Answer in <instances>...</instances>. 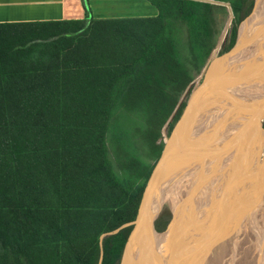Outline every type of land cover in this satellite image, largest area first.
Instances as JSON below:
<instances>
[{"label":"trees","instance_id":"obj_1","mask_svg":"<svg viewBox=\"0 0 264 264\" xmlns=\"http://www.w3.org/2000/svg\"><path fill=\"white\" fill-rule=\"evenodd\" d=\"M144 1L156 15L0 23V264H98L101 235L135 220L161 130L218 37L208 2ZM215 1L233 14L223 53L254 0ZM121 111L141 116L153 165L116 141ZM131 230L103 240L102 264Z\"/></svg>","mask_w":264,"mask_h":264},{"label":"water","instance_id":"obj_2","mask_svg":"<svg viewBox=\"0 0 264 264\" xmlns=\"http://www.w3.org/2000/svg\"><path fill=\"white\" fill-rule=\"evenodd\" d=\"M201 1L209 3V0ZM238 39L239 30L236 45ZM232 51L226 56L230 55ZM209 82L210 74L207 75L203 85L193 93L181 116L174 124L170 135L164 140L160 156L145 184L135 220L112 232L101 235V251L98 264H102L103 261V240L130 226L132 230L118 264H126L133 253L138 256L139 264H157L158 250L154 248L162 236L166 235L157 230V220L164 205L169 202L168 195L181 193L196 180V177L191 176L192 174L197 173L200 181L203 182L217 167L223 169L220 185L224 194L221 196L220 201H217L218 203L210 204L206 211L212 207L220 209L227 200L230 201L234 193H237L234 190L239 187V183H243L248 172L246 169L247 161L245 157L241 156L240 150L246 146L254 148L258 145V141L264 139V96L255 100L251 105H245V103L217 105L214 102H208L214 104L209 105L205 103L207 101L197 104L196 92L203 90ZM191 85L192 83L180 98L175 111L165 125L166 127L175 116ZM201 104L203 107H207L200 109ZM217 161L218 163H216ZM195 171L197 172L195 173ZM200 181L197 183H200ZM185 200L186 203L190 201ZM177 214H179V211L174 210L173 220L166 233L177 223ZM209 232L207 228L205 231L203 230L200 234L202 241L206 242ZM199 244L202 245L198 242ZM198 250L199 248L196 251ZM193 258H196L195 253L194 256L191 254L189 264L194 263ZM209 258H211V255Z\"/></svg>","mask_w":264,"mask_h":264},{"label":"rangeland","instance_id":"obj_3","mask_svg":"<svg viewBox=\"0 0 264 264\" xmlns=\"http://www.w3.org/2000/svg\"><path fill=\"white\" fill-rule=\"evenodd\" d=\"M92 1V0H91ZM115 1V2H114ZM121 1L120 0H113V3H108V4H99V8L100 10H98L96 13L97 14H101V15H110L112 12H117L119 6H122L121 4H119ZM130 2V1H129ZM209 3L214 5L213 9H212V12H211V22H212V25L214 26V28L217 30L218 32V37H217V45L216 47L211 51L210 53V56L208 57L201 73L193 80L192 82V85L190 86V89L188 90V93L187 95L185 96V98L183 99L182 103H185V106L187 105V103L189 102V100L191 99L193 93L199 89L207 75L209 74V66L211 64H213L214 62L216 61H220L222 60L230 51H232L235 47H234L230 50V51H227V52H223L221 53V50L224 46V44L228 43V40H229V35H230V31H231V28H232V23H233V17H232V9H231V5L230 3L228 2H225V1H215V0H209ZM225 7V10L227 12V15H225L224 17V12L221 10V8L219 7ZM143 10L141 9V12H136V17H139V15H142L143 16H154L156 15L157 11H155L154 8L150 10H147L148 12H142ZM123 12H121L122 14ZM127 13H131V12H127ZM140 13V14H139ZM125 14V13H124ZM138 14V15H137ZM117 16H120V15H117ZM123 16H127V17H132L133 15H123ZM116 18V17H115ZM241 25V24H240ZM240 25L238 26V30L240 28ZM264 55V54H263ZM262 55V58L259 60V63L257 65L258 66H261V65H264V56ZM264 68V66H263ZM261 70V69H259ZM261 75L260 78H263L261 84H258L257 86L255 85L254 87L256 88V94L254 93L252 96H249L248 93L251 92V88L248 87L247 91H246V88H243L241 90L242 94L243 93H246L247 92V96H243L241 93L240 95H238L237 97L235 96L232 100L235 101L236 103L238 102L239 104H242V103H245V105H251L255 100H257L258 98H261L264 96V69H262L260 72L258 71V74L254 75V76H257V75ZM249 76H252V74H250ZM247 77V80L249 81V79L251 77ZM246 80V81H247ZM260 80V79H259ZM258 80V81H259ZM247 87V85L245 86ZM237 90V89H235ZM233 90V91H235ZM240 91H237V93H239ZM255 92V91H254ZM263 100V99H262ZM180 101V99H179ZM241 101V102H240ZM179 103V102H178ZM181 103V104H182ZM232 103V102H230ZM234 103V102H233ZM181 106V105H180ZM180 108V107H179ZM185 109V107L183 108V110ZM182 110V112H183ZM182 114V113H181ZM118 119L121 118V121L117 123V127H116V141L119 142V144H121V148L123 149V151H126L129 156H133V157H136L137 159H139L142 163H144L145 165H153L154 164V159L153 157L150 155V149L149 147L143 145L142 143V138H141V133L140 131H142V120H141V116L138 114V113H126L125 111H121L120 113H118ZM170 124V123H169ZM168 124V125H169ZM263 126H264V122H263ZM168 127L164 126L161 130V135H162V138H161V141L164 145V140L166 139V137H168L167 135V130ZM261 143L259 144V146H256V147H259L256 149H254V151L252 150L253 147L251 146H248L247 147V150L250 151V153H248L246 151V157H247V164L246 166H249L248 168H252L253 169V173H251V177L250 179H254L256 181V179L254 177H257L256 174H254L256 172V164L259 165L261 163V161L264 160V139H262L260 141ZM262 145V146H261ZM252 148V149H251ZM110 149H112V147L110 146ZM262 150V151H261ZM261 152V153H260ZM249 154V155H247ZM252 154V155H251ZM233 156V155H231ZM242 156V155H241ZM251 158V159H250ZM256 159V160H255ZM253 161V162H251ZM218 163V162H216ZM215 163V164H216ZM224 163V161H223ZM251 163V164H250ZM208 167H210L209 165H207ZM254 168H253V167ZM250 168V169H251ZM255 169V171H254ZM218 167L217 169H214L213 170V173H210L211 177H214V178H211L209 175L208 177L205 179V181L201 182L200 180V183H203L202 185H198L197 183H194L196 182V180L192 183V184H189V189L185 188V191H182L183 194L182 195H189L187 197H184V196H180L178 199L177 197H175L174 199L171 198V195H169L168 197V201L161 213H160V216L157 220V223H156V228L159 232L161 233H164L166 235L162 236L163 238V241L167 242L168 244H172V246H174L173 248V251L174 253H176V255H180V251H183L184 250V241L186 240V247H185V250L186 252L188 251V249H191L192 248V252L193 254L196 253L194 252L193 250V246L191 245H194V242L196 241V237L195 235L198 236L197 233L203 231L204 229L206 230V228L208 229L209 228V221L210 219H212L211 215L212 213H214L215 209L212 207L210 210L208 211H204L206 210V208L210 205V204H216V202L220 201V197L224 194V192H222V188H221V180H220V177L222 176L221 174V170L219 169L218 171ZM220 171V173H219ZM216 172V173H215ZM258 173V171L256 172ZM214 174V175H213ZM220 176V177H218ZM253 176V177H252ZM200 178V177H199ZM218 178V179H217ZM198 179V177L196 178ZM214 179V180H213ZM251 179V180H252ZM210 180V182H209ZM253 181V180H252ZM252 181L250 182V184H247L246 187L243 186V190H242V193L240 194V196H238V199H236L235 201H238L240 200L239 202V208L241 206V210L243 208H247V211L248 209H250L251 207L254 208V205H256V203L254 204V198L251 197L252 195V186H250L252 184ZM214 182V184H213ZM217 185H216V183ZM199 183V184H200ZM207 185H206V184ZM212 183V184H211ZM192 185V186H191ZM212 185V186H211ZM196 186L198 188H196ZM210 186V187H208ZM195 187V188H193ZM213 187H216V188H213ZM209 188V189H208ZM248 188V189H247ZM192 189V190H191ZM195 189V190H194ZM207 189V190H206ZM245 189V190H244ZM210 190V191H209ZM251 190V191H250ZM191 191L192 193L194 194V196L192 197L191 194ZM218 191V192H217ZM251 194L250 197L249 196V193ZM211 192V193H209ZM247 192V193H246ZM190 193V194H189ZM196 193V194H195ZM200 193V194H199ZM223 193V194H222ZM246 193V194H245ZM205 194V195H204ZM245 196H244V195ZM210 195V196H209ZM243 195V196H242ZM246 195H248L246 197ZM191 196V197H190ZM205 196V197H204ZM173 197V196H172ZM195 197V198H194ZM200 197V198H199ZM188 198V200L190 199H194V200H191V201H188V204L185 203L186 200L185 199ZM198 198V199H197ZM205 198V199H204ZM242 198H244L242 200ZM246 198V199H245ZM251 198V200L249 199ZM176 199V200H175ZM180 199V200H179ZM249 199V200H248ZM172 200H174V202H172ZM206 200V201H205ZM242 200V201H241ZM245 200V201H244ZM185 201V202H183ZM202 201V202H201ZM205 201V202H204ZM214 201V202H213ZM228 201V200H227ZM226 201V202H227ZM249 201V202H248ZM253 201V202H252ZM172 202V203H171ZM183 202V203H182ZM191 202V203H190ZM200 202V203H199ZM217 202V203H218ZM225 202V203H226ZM252 202V205L250 206ZM224 203V204H225ZM248 203V204H247ZM183 204V205H182ZM203 204L205 205V207L203 206ZM245 204V205H243ZM247 204V206H246ZM199 205V206H198ZM201 205V207H200ZM223 206V205H222ZM245 206V207H244ZM250 206V207H249ZM174 207V208H173ZM178 207V208H177ZM191 207V208H189ZM217 207V206H216ZM181 208V209H180ZM197 208H199V210H197ZM174 210L179 211V214H177L178 216V222L173 225L171 227V230L166 233L168 230V227L171 223V221L173 220V217H174ZM237 210V209H236ZM181 211V212H180ZM194 211V212H193ZM213 211V212H212ZM173 212V213H172ZM200 212V213H199ZM242 211H240L241 213ZM249 212V211H248ZM247 212V216H249V218L247 217L246 221V225L244 224H241L240 226H238L237 228V234L234 235L232 238H229L227 241H228V245L231 246V243H232V250L230 248H228L227 250H225L224 252L226 253H229L228 256H227V253H226V259H224V261L222 262V264H239V262H241L240 264H248V263H252V264H264V218L262 220H259V222H256L255 226H253V229L251 228V223H250V219L253 218V220L257 217L254 216L253 214V217H251V213ZM184 213V214H183ZM203 213V214H202ZM194 214V215H193ZM208 214V215H207ZM185 215V216H184ZM187 215V216H186ZM205 215V216H204ZM239 215V214H238ZM196 216V217H195ZM202 216V218H201ZM184 218V220H183ZM190 222H188V219ZM191 218V219H190ZM193 218V219H192ZM195 219V220H194ZM199 219V220H198ZM182 220V221H181ZM193 220V221H192ZM252 220V221H253ZM181 221V222H180ZM204 221V222H203ZM257 221V220H255ZM167 223L166 225H164V223ZM182 225H181V224ZM262 223V224H261ZM179 224V225H178ZM190 224V225H189ZM230 225V222L228 223ZM232 224V223H231ZM250 224V225H249ZM261 224V225H260ZM187 227H186V226ZM196 225V226H195ZM248 225V226H247ZM179 226V227H178ZM181 226V227H180ZM183 226V227H182ZM200 226L199 229H197L198 227ZM245 226V228H244ZM260 226V227H259ZM177 227V228H176ZM204 227V228H203ZM257 228V230H255V228ZM180 228V229H179ZM191 228V229H189ZM243 228V229H242ZM174 229V230H172ZM180 231H178V230ZM191 231H189V230ZM202 229V230H201ZM185 230V231H184ZM188 230V231H187ZM197 230V231H196ZM201 230V231H199ZM173 231V232H172ZM177 233H175V232ZM197 233H196V232ZM194 232V233H193ZM243 232V233H241ZM246 232V233H245ZM251 232V233H250ZM172 233L174 235H172ZM196 233V234H195ZM240 233V234H239ZM169 234V235H168ZM178 234V235H177ZM239 234V235H238ZM193 235V236H192ZM250 235V236H249ZM252 235V236H251ZM172 236V237H171ZM243 236V237H242ZM245 236V237H244ZM183 237V238H182ZM188 237V238H186ZM190 237V238H189ZM254 239H253V238ZM175 238V239H174ZM186 238V239H185ZM166 239V240H165ZM184 239V240H183ZM170 242H169V241ZM191 240V242H190ZM194 240V241H193ZM248 240V241H247ZM177 241V242H176ZM239 241V242H238ZM242 241V243H241ZM246 241V242H245ZM253 241V242H252ZM180 242V243H178ZM190 242V243H189ZM193 242V243H192ZM204 242V241H203ZM248 242V243H247ZM257 243V246H256V243ZM166 243V244H167ZM192 243V244H191ZM200 243H202V241H200ZM244 243V244H243ZM252 243V245H251ZM253 243H255L253 245ZM189 244V247H187V245ZM243 244V245H241ZM178 245L179 247L177 248L176 246ZM181 245V246H180ZM183 245V247H182ZM200 246H202L201 244H199ZM235 245V246H234ZM250 245V248L249 246ZM223 246V245H222ZM222 246H219V248H222ZM244 246V247H243ZM252 246V247H251ZM255 246V247H254ZM181 247V248H180ZM191 247V248H190ZM204 247V245H203ZM211 247H213L211 245ZM243 247V248H241ZM176 248V249H175ZM187 248V249H186ZM218 248V247H217ZM217 248L214 249V253L216 252ZM227 248V247H226ZM257 248V250H256ZM237 249V250H235ZM242 249H246V250H242ZM261 249V250H260ZM218 251V250H217ZM235 251L236 254L233 252ZM243 251V252H242ZM248 251V252H247ZM184 252V251H183ZM242 252V253H241ZM250 252V254H248ZM214 253L211 254V258L209 259H212L214 257ZM192 254V253H191ZM234 254V255H233ZM239 254H241L239 256ZM248 254V255H247ZM258 256H257V255ZM237 256L239 257L238 260H237ZM252 256V257H250ZM187 257L190 258V253L188 254L187 252ZM242 257V258H240ZM247 257V258H246ZM233 258V259H232ZM234 258L235 261H234ZM252 258V259H251ZM241 259V260H240ZM249 259H251L252 261H249ZM185 260H187L186 256H185ZM240 260V261H239ZM247 260V262H246ZM245 261V262H244ZM235 262V263H234ZM250 263V264H251ZM179 264H183L182 262L179 263ZM186 264H189V262L187 261Z\"/></svg>","mask_w":264,"mask_h":264},{"label":"bare ground","instance_id":"obj_4","mask_svg":"<svg viewBox=\"0 0 264 264\" xmlns=\"http://www.w3.org/2000/svg\"><path fill=\"white\" fill-rule=\"evenodd\" d=\"M264 54V0H254V6L252 9L251 14L244 20V22H242V24L240 25L239 28V39H238V43L235 47V49H233V51L230 53V55L226 56L225 58H223L220 61H216L213 64H211L209 66V74H210V82L205 86V88H203V90H198L196 93L197 97V104H200L202 102L208 103V102H214L217 105L220 104H224V103H230V102H234L232 99L238 95H240V93L242 94L241 90L243 88H246V91L248 89V87L251 88V92L248 93L249 96H252L254 93L256 94V88L254 87L255 85L257 86L258 84H261L263 78H260V74L257 76H254L256 74H258V71L260 72L263 68L264 65L258 66L259 60L262 58V55ZM264 56V55H263ZM264 60V59H263ZM261 69V70H259ZM250 74H252V76H249ZM251 77L249 79V81L247 80V77ZM260 79V80H259ZM247 80V81H246ZM259 80V81H258ZM264 83V82H263ZM247 85V87H245ZM237 89V90H235ZM235 90V91H233ZM237 91H240L239 93H236ZM255 91V92H254ZM234 92V93H233ZM247 94L243 93L242 95L245 96ZM247 96V95H246ZM241 102V101H240ZM238 103V102H237ZM204 104V103H203ZM209 105H214L213 103H208ZM200 109H204L207 106H204L201 104ZM250 136V135H249ZM248 136V137H249ZM259 146L260 142L258 141L257 143ZM262 146V145H261ZM246 146L245 148H241V155L242 157L247 160L246 157V151L248 152L249 150H247ZM249 148V147H248ZM257 148L259 147H254L252 150L254 151V149L257 150ZM262 151V150H261ZM255 152V151H254ZM250 153V151L248 152ZM261 153V152H260ZM249 155V154H247ZM252 155V154H251ZM251 159V158H250ZM256 160V159H255ZM218 162V161H217ZM253 162V161H251ZM228 164V163H227ZM247 164V162H246ZM251 164V163H250ZM221 165V164H220ZM227 166V165H226ZM249 166L246 167L247 169V175L245 176L243 183H239V187L236 188L234 190L237 191V193L233 195V197H231L230 201H227L222 207H220V209H215L214 213H212L211 217L212 219H210L209 221V228L208 230L210 231L207 234L206 237V242H203L200 238V234L203 232L201 230V232L196 233L198 234L195 235L196 237V241L194 242L193 246V251L195 252L198 248L199 250L196 251L195 253V257L193 258V264H222V262L224 261V259H226V253L228 252H224L225 250H227L228 248H230L232 250V243L231 246L228 245V239L232 238L234 235L237 234V228L238 226H240L241 224L246 225L247 221V217L249 218V216H247V212L249 211L251 214V217L254 216L257 217V219L255 218L253 220V218L250 219V223H251V228L253 229V226H255L256 222H259V220H262L264 218V160L261 161V163L259 165L256 164V172L258 171V173H254V174H258L257 177H254L256 179V181L254 179H250L251 177V173H253V169L248 168ZM253 167V166H252ZM254 168V167H253ZM219 170V168H218ZM217 170V171H218ZM221 172L223 169H220ZM255 171V169H254ZM197 171H195L196 173ZM216 173V172H215ZM220 173V171H219ZM214 175V174H213ZM191 176L193 177H198V179H196V183L199 182V176L196 174H192ZM210 176V175H209ZM211 177V176H210ZM220 177V176H218ZM253 177V176H252ZM214 178V177H211ZM218 179V178H217ZM214 180V179H213ZM221 180V179H220ZM252 181V184L250 186H252V195L249 193V196L246 195V197H253L254 200V204L256 203V205H254V208H250L247 211V208H243L241 210V206L239 208V202L235 201L236 199H238V196H240V194L242 193L243 190V186L246 187L247 184H250V182ZM210 182V180H209ZM216 183V182H215ZM199 184V183H197ZM206 184V183H205ZM212 184V183H211ZM214 184V182H213ZM201 185V183L199 184ZM207 185V184H206ZM217 185V183H216ZM192 186V185H191ZM212 186V185H211ZM199 187V186H198ZM196 186V188H198ZM210 187V186H208ZM195 188V187H193ZM195 188V189H196ZM216 188V187H213ZM187 189L190 190V188L187 187ZM194 189V190H195ZM209 189V188H208ZM248 189V188H247ZM192 190V189H191ZM207 190V189H206ZM245 190V189H244ZM185 191V189L183 190ZM210 191V190H209ZM251 191V190H250ZM218 192V191H217ZM211 193V192H209ZM247 193V192H246ZM245 193V194H246ZM183 192L181 193H177V194H172L171 198H175L177 197V199L180 196H184L182 195ZM190 194V193H189ZM196 194V193H195ZM200 194V193H199ZM223 194V193H222ZM170 195V194H169ZM168 195V197H169ZM192 197L194 196V194L191 191ZM205 195V194H204ZM244 195V194H243ZM242 195V196H243ZM173 196V197H172ZM189 195H185L184 197H187ZM210 196V195H209ZM245 196V195H244ZM191 197V196H190ZM205 197V196H204ZM195 198V197H194ZM200 198V197H199ZM221 198V197H220ZM185 199V198H184ZM188 199V198H186ZM198 199V198H197ZM205 199V198H204ZM244 198H242L243 200ZM246 199V198H245ZM251 200V198H249ZM248 199V200H249ZM176 200V199H175ZM180 200V199H179ZM190 200V199H189ZM194 200V199H191ZM190 200V201H191ZM241 200V201H242ZM206 201V200H205ZM204 201V202H205ZM245 201V200H244ZM172 202H174V200H172ZM171 202V203H172ZM185 202V201H183ZM182 202V203H183ZM202 202V201H201ZM214 202V201H213ZM249 202V201H248ZM252 202L250 204V206L252 205ZM186 203V202H185ZM191 203V202H190ZM200 203V202H199ZM241 203V202H240ZM188 204V202H187ZM248 204V203H247ZM246 204V206H247ZM183 205V204H182ZM245 205V204H243ZM199 206V205H198ZM203 206L205 207V205L203 204ZM249 206V207H250ZM201 207V205H200ZM245 207V206H244ZM174 208V207H173ZM178 208V207H177ZM191 208V207H189ZM181 209V208H180ZM237 209V210H236ZM197 210H199V208H197ZM221 210V212H219ZM206 211V210H204ZM240 211H242L240 213ZM194 212V211H193ZM213 212V211H212ZM248 212V213H249ZM173 213V212H172ZM200 213V212H199ZM184 214V213H183ZM203 214V213H202ZM239 214V215H238ZM194 215V214H193ZM208 215V214H207ZM185 216V215H184ZM187 216V215H186ZM205 216V215H204ZM196 217V216H195ZM202 218V216H201ZM188 219V218H187ZM191 219V218H190ZM193 219V218H192ZM184 220V218H183ZM195 220V219H194ZM199 220V219H198ZM253 220V221H252ZM257 220V221H255ZM182 221V220H181ZM180 221V222H181ZM191 221V220H190ZM188 219V222H190ZM193 221V220H192ZM178 222V220H177ZM204 222V221H203ZM230 222V225L228 224ZM232 223V224H231ZM181 224V223H180ZM262 224V223H261ZM260 224V225H261ZM179 225V224H178ZM182 225V224H181ZM190 225V224H189ZM250 225V224H249ZM186 226V225H185ZM196 226V225H195ZM248 226V225H247ZM179 227V226H178ZM181 227V226H180ZM183 227V226H182ZM187 227V226H186ZM260 227V226H259ZM173 228V227H172ZM177 228V227H176ZM200 226L197 228L199 229ZM204 228V227H203ZM245 228V226H244ZM258 227L255 228V230H257ZM180 229V228H179ZM191 229V228H189ZM188 229V230H189ZM243 229V228H242ZM174 230V229H172ZM178 230V229H176ZM187 230V231H188ZM180 231V230H178ZM185 231V230H184ZM191 231V230H189ZM205 231V229H204ZM173 232V231H172ZM175 232V231H174ZM177 233V232H175ZM194 233V232H193ZM195 233V234H196ZM243 233V232H241ZM246 233V232H245ZM251 233V232H250ZM240 234V233H239ZM238 234V235H239ZM169 235V234H168ZM172 235H174L172 233ZM178 235V234H177ZM193 236V235H192ZM250 236V235H249ZM252 236V235H251ZM165 237V236H164ZM172 237V236H171ZM243 237V236H242ZM245 237V236H244ZM166 238V237H165ZM183 238V237H182ZM188 238V237H186ZM185 238V239H186ZM190 238V237H189ZM253 238V237H252ZM167 239V238H166ZM165 239V240H166ZM175 239V238H174ZM200 239V240H199ZM254 239V238H253ZM184 240V239H183ZM169 241V240H168ZM194 241V240H193ZM202 241L203 246L198 245V242ZM248 241V240H247ZM170 242V241H169ZM177 242V241H176ZM186 240L183 242L185 247H186ZM191 242V240H190ZM189 242V243H190ZM239 242V241H238ZM246 242V241H245ZM253 242V241H252ZM167 242L163 241V238L160 239L159 242H157V246L154 248L156 250H158V256H157V264H179V263H183L186 264L187 261L189 262V259L191 258V253L194 256L193 252L191 251V249H188V254L190 253V258L187 257V252L185 250L184 247V252L180 251V255H176V253H174L173 248L174 246H172V244H166ZM180 243V242H178ZM193 243V242H192ZM191 243V244H192ZM242 243V241H241ZM248 243V242H247ZM256 243V242H255ZM253 243V245L255 244ZM244 244V243H243ZM241 244V245H243ZM211 245L213 247H211ZM223 245V246H222ZM252 245V243H251ZM176 246V245H175ZM181 246V245H180ZM219 246H222V248H219ZM235 246V245H234ZM250 248V245H248ZM257 246V243H256ZM177 248L179 247L178 245L176 246ZM183 247V245H182ZM189 247V246H188ZM218 247V248H217ZM227 247V248H226ZM244 247V246H243ZM241 247V248H243ZM252 247V246H251ZM255 247V246H254ZM181 248V247H180ZM217 248L216 252L214 253V249ZM176 249V248H175ZM187 249V248H186ZM237 250V249H235ZM242 250H246V249H242ZM257 250V248H256ZM261 250V249H260ZM258 251V250H257ZM235 254L236 252L233 251ZM243 252V251H242ZM241 252V253H242ZM248 252V251H247ZM214 253V257L212 259H208L209 256L211 254ZM135 253L132 254V256L130 257V259L126 262V264H139V260L137 259L138 256L134 255ZM229 253H227L228 256ZM250 254V252L248 253ZM247 254V255H248ZM234 255V254H233ZM241 254H239L240 256ZM257 255V254H256ZM185 256L187 258V260H185ZM230 256V255H229ZM228 256V257H229ZM258 256V255H257ZM252 257V256H250ZM238 256H237V260H238ZM242 258V257H240ZM247 258V257H246ZM233 259V258H232ZM236 258H234L235 261ZM252 259V258H251ZM251 259H249V261H252ZM241 260V259H240ZM239 260V261H240ZM245 262V261H244ZM247 262V260H246ZM235 263V262H234ZM241 262H239L240 264ZM251 263V262H250ZM248 263V264H250ZM253 263V262H252ZM251 263V264H252Z\"/></svg>","mask_w":264,"mask_h":264},{"label":"crops","instance_id":"obj_5","mask_svg":"<svg viewBox=\"0 0 264 264\" xmlns=\"http://www.w3.org/2000/svg\"><path fill=\"white\" fill-rule=\"evenodd\" d=\"M120 1L119 4L122 5L123 3V5L119 6L118 11L106 16L96 13L100 10L98 6L101 3H113V0H0V23L89 20L91 17H127L123 15L136 17V12H141V9L142 12H148L147 10L151 11L152 9L144 0ZM121 12L123 13L121 14ZM139 16H143V14Z\"/></svg>","mask_w":264,"mask_h":264}]
</instances>
